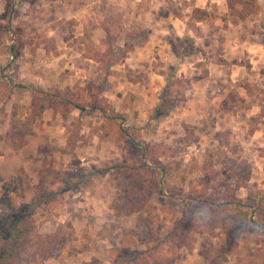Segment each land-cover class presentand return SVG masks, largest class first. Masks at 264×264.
<instances>
[{
	"label": "rangeland",
	"instance_id": "1",
	"mask_svg": "<svg viewBox=\"0 0 264 264\" xmlns=\"http://www.w3.org/2000/svg\"><path fill=\"white\" fill-rule=\"evenodd\" d=\"M91 2L0 0L4 10L0 13V90L7 83L27 86L15 87L5 108L0 103V214L12 219L22 206L36 204L29 220L34 231L58 233L61 238L57 256L42 260L29 249L16 264H82L93 258L111 264L106 253L120 244L123 226L138 231L142 248L159 243L165 256L175 262L188 255L187 264H251L253 260L264 264V235L251 227L250 209L243 211V220L236 221L241 231L238 246L228 252L227 228L235 218L216 226L210 213L190 202V197L201 196L205 186L214 196L222 197L229 190L242 200L250 190H264V0H243L233 9L226 0L216 1V20L222 24L216 30V82H209V70L203 65L199 82L196 75H179L177 63L163 62L167 76L154 80L158 91L140 87L137 94L129 80L138 74L122 64L140 31L122 15L121 4ZM91 11L97 15L89 17ZM241 11H248L246 19H241ZM90 18L98 25L91 39L100 50L109 46L120 57L110 73L100 62L83 63L76 57L81 52L83 56L84 27L92 24ZM42 36L55 37V46L48 50L46 44H39ZM173 40L175 53L183 56L184 38L174 34ZM12 44L19 46L16 54ZM60 51L67 58L52 59ZM69 52L74 55L72 62ZM187 53L189 58L196 57L195 49ZM79 67L87 70L78 74L75 68ZM57 72L70 87L53 90L40 82V78L53 82L56 78L51 75ZM32 85L42 87L44 97L63 108L86 102L87 109L81 113L86 123L80 127L73 154L58 148L66 147L64 138L74 128L76 115L52 139L40 125L36 129L32 125L35 134L27 133L33 94L28 87ZM204 86L210 96L200 93ZM101 98L115 107L124 127L140 129L139 138L150 144L152 159L130 157L138 149L126 146L125 139L117 141L116 134L102 138L93 132L90 123L99 125L104 117L90 108ZM143 162L154 173L165 167L161 186L166 196L159 197L151 189L142 192L149 182L156 185L153 175L138 178L141 171L128 166ZM67 172L83 174L81 182L88 187L67 189L62 178ZM239 182L244 186L236 189ZM129 193L135 195L129 198ZM143 195L150 200L140 209L132 206L131 201ZM65 198L74 202V208L53 217L54 204ZM166 234L172 236L166 239ZM183 235L187 243L178 245Z\"/></svg>",
	"mask_w": 264,
	"mask_h": 264
},
{
	"label": "trees",
	"instance_id": "2",
	"mask_svg": "<svg viewBox=\"0 0 264 264\" xmlns=\"http://www.w3.org/2000/svg\"><path fill=\"white\" fill-rule=\"evenodd\" d=\"M230 8H235L237 5L241 4L243 0H226ZM245 12V11H244ZM240 12L241 19H246L248 16V11L244 13ZM196 15V14H195ZM196 18H201V16H195ZM92 24L87 27H84V38L83 42V57L92 59L96 62H100L102 68H104L108 73H110V68L117 64L120 60V57L117 56V53L110 49L108 46L104 51L100 50L91 39V32L98 26L93 19H89ZM39 44H46L47 49H52L55 46V37L42 36ZM17 44H12L11 50L14 54L17 52ZM125 57V56H123ZM14 87L24 88L27 87L24 84L12 83L4 86L0 90V103L2 108H5L8 101L12 97ZM33 93L32 97V111L29 116L28 129L27 133L32 135L35 134V131L32 128V125L38 117H40L47 109L53 108L55 112H61L62 114H69L70 111L74 108L80 110V113L86 111V102L82 101L81 103L69 104L67 107L62 108V105L59 103H52L47 96L44 97L46 92L42 87L32 85L28 87ZM102 101V102H101ZM101 101L94 102L91 110L100 111L103 115V121L99 125H93L90 123V127L93 132L99 134L100 137H109L112 134H116L117 141H122L125 139V145L130 146L131 148H137L135 154L130 153V157L139 156L140 158L152 159L153 155L150 150V144L146 141L141 140L139 137L140 129L132 126L124 127L120 123L119 119L120 114L116 111L115 107L109 103L106 98H101ZM158 110V109H157ZM86 122L80 116H78L73 122L74 128L70 131L67 144L65 148H58V151L62 153L73 154L75 148L79 141L80 127L83 126ZM118 134V135H117ZM127 158V154L125 156ZM129 165L130 170L141 172L138 175V178H144L149 175H153V180L156 185L149 182L146 190L142 191L144 194L150 189L156 193L159 197L166 196L165 190L161 186V179L165 173V167H162L158 172H151L145 162ZM148 169H147V168ZM98 172L104 171V169L97 170ZM153 173V174H151ZM83 174H78L74 172H67L62 175V178L67 182V189L81 190L86 189L87 184H82L81 178ZM246 180L249 178L248 175L245 176ZM137 178V179H138ZM135 179V178H134ZM136 181V179H135ZM206 180H203L201 183H204ZM153 182V183H154ZM244 186L243 182L237 184V188ZM208 188L205 186L204 192L200 197H190V202L192 204H198L200 209L207 215H211L209 218H214L215 225L217 226L226 219H234L235 222L227 228V240L225 242V249L228 252H234L238 246V240L240 237V229L236 226L235 223L244 219L246 213L243 212L245 209H250L253 218H249L248 221L251 227L262 233L264 235V190L260 189L258 191H249L248 196L245 200L239 199L234 196L232 191L226 190L223 193V196H214L209 194ZM135 195V193L128 194V197ZM174 194H171L173 196ZM6 201V198H3ZM150 200V197L143 195L139 198H134L130 200L132 206L137 209L142 208L147 201ZM36 204L22 206L14 215V217L8 218L0 214V264H16L19 260L24 259L25 253L32 249L33 253L40 257L42 260H46L51 257L58 255L59 245L61 243V238L58 233H46L42 234L34 231V227L29 222L30 218L36 212ZM123 208V205H122ZM242 210V211H241ZM234 211V212H233ZM235 215L236 217H233ZM187 217H182L181 222L186 220ZM179 225V224H178ZM178 225H176V231H178ZM122 237L120 244H116L111 247L107 253V258L111 261V264H175L174 260H170L165 254L161 251V245L151 244L145 248L140 246L139 233L135 229L123 226L121 228ZM172 235L166 234L164 238L168 239ZM181 241V242H180ZM177 242L178 245H186L187 236H181V240ZM104 260L100 258H93L90 261H85L82 264H103ZM251 264H262L258 261H251Z\"/></svg>",
	"mask_w": 264,
	"mask_h": 264
},
{
	"label": "crops",
	"instance_id": "3",
	"mask_svg": "<svg viewBox=\"0 0 264 264\" xmlns=\"http://www.w3.org/2000/svg\"><path fill=\"white\" fill-rule=\"evenodd\" d=\"M91 1V3H96L98 1L102 2L104 0ZM114 1L116 4L122 5V8H119L122 15L126 18H131L132 21L130 20V23L133 24L134 29L140 31V35H138L137 39H135L134 44L132 45L133 49L128 52L126 61L122 64L123 66L128 64L132 69H134L133 71L138 74L137 79L132 80L133 82L129 80V83L131 84L133 89H135L134 93H141L140 87H150V90H152L153 92L158 91V88L153 86L154 80L156 78L164 79V77L167 76V71L163 70V62L165 64H168L169 62L177 63L180 66V68L177 69L179 75H181L182 77H192L196 75V77H199L197 78L199 82H201L200 80H202L200 78L201 72L199 69L200 66L203 65L209 70V75L208 77H206L209 82H216V30L218 29V27H221L220 25H222L219 24L218 20H216V1H218L220 4H223V1L225 0ZM94 5L95 4H92V11ZM3 11V9H0V13H2ZM92 11L90 14H88L89 17L97 15V12ZM197 13L202 15L201 18L195 17V14ZM174 34L180 36L181 38H184V40H182L184 45L182 46H184L186 53H184L183 56L177 55L174 51ZM190 49L196 50V57L191 55L190 58L188 57L189 53L187 52L190 51ZM60 53L61 54L53 57L52 59L57 60V58H67L66 54H62L61 51ZM69 53L70 57L68 58V61H71V57H74V55H72V52ZM76 57H79V59H83V63H86V61H94L92 59L83 57L82 52L78 53ZM261 57H264V53L263 55H261ZM155 60L156 62H158L157 66L154 64ZM74 65L75 64H72V67H74ZM75 69L78 70V74L80 72L85 73V70H87L86 67L84 69L83 67ZM142 73L148 75H142ZM58 74L59 73L57 72V76L51 75V77L57 79L59 77ZM81 75L82 77H85L84 74ZM56 79H53V82H49L48 80L44 82V79L40 78V82L42 81L41 83H46L47 88L50 87L53 90H56L57 88L58 90H61L65 87L68 88L71 86L69 82L64 84L61 82L62 79L58 78V81ZM114 81L118 80L115 79ZM202 88H204V90H201V94L204 95L206 93L208 96L211 95L208 88H206L205 86ZM13 91L15 92V90ZM196 93L199 94L197 91ZM212 93L216 94L215 91H213ZM31 97H33V95ZM215 99L216 98L213 99V102L216 101ZM201 103L203 104L205 103V101ZM135 105L137 106L138 104L136 103L133 106ZM53 110V108L47 109L40 117L36 119L33 124L34 129H36L37 125L44 126L46 135L49 137V139L57 137L54 136L53 133H55V131H58L59 128L67 129L70 123V118L74 120L75 115L79 116L81 114L80 110L76 108L72 109L70 113L66 115L62 114L61 112H55ZM82 115L84 116V114ZM49 130H51V133L49 132L52 135L51 138L48 134ZM67 138L68 136L64 138L65 144ZM62 140L63 138L60 139V141ZM72 202L73 201H70L68 198L58 201L56 204H54V208L51 210L50 214L55 217L58 211L60 212L63 210H72V208H74V202ZM78 202H81V200H79ZM73 213L77 215L76 211H74ZM76 215L73 217L75 222L77 219ZM188 262L189 257L187 255L186 257L183 256L181 257V259L176 260L175 264H187Z\"/></svg>",
	"mask_w": 264,
	"mask_h": 264
}]
</instances>
